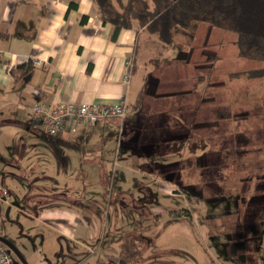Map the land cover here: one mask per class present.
I'll list each match as a JSON object with an SVG mask.
<instances>
[{
    "label": "rangeland",
    "instance_id": "374dc122",
    "mask_svg": "<svg viewBox=\"0 0 264 264\" xmlns=\"http://www.w3.org/2000/svg\"><path fill=\"white\" fill-rule=\"evenodd\" d=\"M138 39L137 71L144 76L140 83L144 103L139 113L146 117L157 105L167 108L162 114L167 122L160 131L169 135L175 129L176 116L181 115L176 103L186 96L185 123L176 132L184 130L190 137H185L184 149V139L166 137L161 141H171L169 149L155 144L148 148L151 153L143 156L147 147L141 145L147 144L149 132L143 131L146 138L141 137L136 143L120 145L115 137L119 136L120 141L123 128L117 123V128L107 127L105 135L111 138L110 148L115 147L116 160L129 148L134 152L132 159L113 168L111 162L104 160L97 165L93 177L89 176L90 171H75V186L65 185L64 196H68L70 187L78 191L79 202H91L87 205L97 210L101 224L107 222L106 230L115 223V238L120 236L121 228L125 233L143 237V253L130 264H264V245L258 256L256 238L249 232L252 223L260 237L264 232V198L259 197L264 193V60L242 53L234 31L200 17L188 27L174 26L172 45L146 31ZM131 109L130 106L125 116L133 115ZM231 132L239 141L229 136ZM132 133L125 131L123 140L128 141ZM173 149L190 151V156L182 162L180 153L175 156ZM157 150L160 153L156 156ZM168 151L170 156L164 161L162 156ZM111 155L113 159L114 151ZM232 161L236 164L231 165ZM239 162L241 166L237 165ZM36 171L41 175L37 181L48 180L42 170ZM63 175H53L54 181L70 176ZM88 177L95 182L86 183ZM155 184L158 194L152 198ZM119 191L125 194V207L119 206ZM185 193L197 197L200 203L189 202ZM8 198L14 201L13 196ZM185 208L191 217L174 211ZM151 211L161 212L151 215ZM174 217L179 219L167 222ZM238 231L247 238L245 247L232 244L229 252L221 246L222 237H232L227 243H233ZM108 234L106 231L103 236L100 232L95 237L92 264H110L103 254ZM111 243L109 252H115L117 245ZM36 253L40 256L39 251ZM12 256L14 264H22ZM58 260L60 257L56 264ZM88 260L80 252L77 264H87Z\"/></svg>",
    "mask_w": 264,
    "mask_h": 264
},
{
    "label": "crops",
    "instance_id": "0c3cea01",
    "mask_svg": "<svg viewBox=\"0 0 264 264\" xmlns=\"http://www.w3.org/2000/svg\"><path fill=\"white\" fill-rule=\"evenodd\" d=\"M70 1L74 3L69 6ZM83 15L86 19L81 21ZM112 30L111 23H103L99 18L93 0H0V47L17 53L20 58L30 59V62L10 59L8 54H0V181L9 190L7 201H0V234L21 250L29 264H56L58 257L61 260L57 264H71L65 259L77 264L80 252L83 259H89L87 264H92L94 250H91L102 228L99 215L87 205L90 201L79 202V192L74 188L70 187L65 197L64 186H75L73 179L78 175L75 171L87 170L93 177L104 160L111 162L113 168L128 164L132 159L134 152L129 148L116 160L115 147L110 148L111 138L105 135L107 127L117 128V123L123 128L120 141L119 136L115 137L120 145L136 143L141 137L146 138L143 131L149 132L147 144L141 145L147 147L144 148L147 154L143 156H148L151 153L148 148L155 144L169 149L171 141L163 142L166 137L174 138L178 134L184 139L182 149L185 137H190L184 130H170L169 135L160 131L167 122L162 116L167 108L157 105L146 117L141 116L143 93L139 107H133L139 91L143 90L140 83L144 76L137 71V49L138 38L145 29L122 28L116 39L111 37ZM127 57H133L135 65L129 83H124ZM36 58L41 64L33 63ZM42 99L74 105L124 101L127 110L131 106L133 115L105 119L93 126L76 127L51 136L31 112L32 105ZM185 100L186 96H182L176 103L181 115L176 116L175 123L181 126L186 119ZM125 131L134 132L128 141L122 138ZM169 152L162 156L164 161L170 156ZM159 153L157 150L156 156ZM186 156H190V151H181L180 161ZM36 170H42L49 181H37L41 175ZM64 173L70 175L67 180L54 181ZM85 182L95 181L88 177ZM139 183L137 181V186ZM154 188L152 198L158 194L156 184ZM119 195V206L125 207V194L119 191ZM9 196H13L14 201L10 202ZM259 197L263 199L264 193ZM111 227L112 224L110 230ZM249 228L256 238L254 243L260 256L264 232L260 237L253 223ZM236 238V246L245 247L247 238L242 231L236 232ZM35 251H39L40 256Z\"/></svg>",
    "mask_w": 264,
    "mask_h": 264
},
{
    "label": "trees",
    "instance_id": "16d2710c",
    "mask_svg": "<svg viewBox=\"0 0 264 264\" xmlns=\"http://www.w3.org/2000/svg\"><path fill=\"white\" fill-rule=\"evenodd\" d=\"M93 1L101 21L113 25L111 34L113 39H116L122 28L136 26L144 28L146 32L156 36L166 45H172L173 27L176 25L188 27L196 17H200L211 20L224 29L234 31L237 35V45L242 53L254 59L264 60V0ZM73 3L70 1L69 6ZM84 19L86 15L81 17V21ZM141 94L142 91H139L133 104L135 109L140 105ZM178 143L180 144L179 140ZM179 153L180 150H177L175 156ZM189 200L193 201L192 198ZM131 242L133 241L127 237L120 253L123 262H128L133 256Z\"/></svg>",
    "mask_w": 264,
    "mask_h": 264
},
{
    "label": "built area",
    "instance_id": "2783aa9c",
    "mask_svg": "<svg viewBox=\"0 0 264 264\" xmlns=\"http://www.w3.org/2000/svg\"><path fill=\"white\" fill-rule=\"evenodd\" d=\"M5 53L10 59H22L29 61V57H19L17 53L5 51L0 47V54ZM34 64H41L39 58L34 59ZM133 57H127L125 60V71L122 77L124 83H129L132 68ZM127 111V105L124 101L115 103H95L82 102L80 104L72 103H49L46 100H38L31 107V112L39 118L41 128L50 135H55L60 131H70L78 126H93L108 118H123ZM9 190L0 181V201H7ZM0 264H14L13 256L7 247L0 243Z\"/></svg>",
    "mask_w": 264,
    "mask_h": 264
},
{
    "label": "flooded vegetation",
    "instance_id": "af4514ba",
    "mask_svg": "<svg viewBox=\"0 0 264 264\" xmlns=\"http://www.w3.org/2000/svg\"><path fill=\"white\" fill-rule=\"evenodd\" d=\"M173 126L175 127V129H173L172 130V132L173 131H177L178 129H179V127L181 126V125H179L178 123H174L173 124ZM178 132H180V131H178ZM48 134V133H47ZM50 135V134H49ZM234 136L235 138H236V136L234 135V132H231V134L229 135V136ZM52 136V135H51ZM175 137H178V134H176L175 135ZM180 138V137H179ZM176 139H178V138H176ZM175 139V140H176ZM217 139H219L220 141H221V138L220 137H217L216 138V140ZM237 139V138H236ZM238 140V139H237ZM239 141V140H238ZM220 156V155H219ZM219 156H217V157H219ZM217 164H219L218 162H217ZM236 164V162L235 161H232L231 162V165H235ZM237 165L238 166H240L241 165V163L239 162V163H237ZM185 197L187 198V200L189 201V202H193V203H196V204H198V203H200V200L197 198V197H192L189 193H185ZM190 198H192V200L193 201H190L189 199ZM187 210V211H186ZM174 211H176V212H179V213H183L182 215H183V217H186V218H189V217H191V212H189V209L187 208V209H184V210H180L179 209V211H177V209H175ZM160 212L161 211H159V212H157V213H153V214H155V215H159L160 214ZM180 215V214H179ZM113 218V217H112ZM177 218L179 219V217H174V218H172V219H169V221L168 222H172V221H176L177 220ZM99 221H100V219H99ZM101 225V230L99 231V233L101 232L102 233V235L104 236V234H105V232L107 231V232H109V234H108V238L106 239V240H108V241H106L105 240V247H104V249H106L104 252H103V254H104V256L108 259V261H110V264H130V263H132L133 261H135L139 256V254L140 253H143V251L141 250V247H142V244H143V241H142V236L139 234H129V233H125V230L123 229V228H121V233H120V236L118 237V238H115L116 236H117V233H118V229H117V227H115V223L113 224L114 225V227H112V229L110 230V228H108V230H106V227H107V222H104L103 224H100ZM111 225V224H110ZM122 231L125 233H122ZM113 234V235H112ZM127 237H129L133 242H131V245H130V248H131V251H132V254H133V256H132V258L127 262H123V258L120 256V253H121V251H122V249H123V245L125 244V240H126V238ZM223 238V242L221 243V246H224L225 248H226V250L227 251H229L230 252V250H231V248H230V246L232 245V244H234V246H235V244H236V241L235 242H233V243H230V244H228L227 242H228V240L230 239V238H232V237H230L229 239H227V238H225V235H224V237H222ZM100 240H98V242H99ZM111 241H114V243H115V245H117V249H116V251L114 252V251H110L109 252V247L112 245V243H111ZM222 241V240H221ZM1 243V242H0ZM3 244V243H2ZM129 244V243H128ZM127 244V245H128ZM4 245V244H3ZM230 245V246H229ZM101 247V244H100V246H99V248ZM101 251H103V250H101Z\"/></svg>",
    "mask_w": 264,
    "mask_h": 264
},
{
    "label": "water",
    "instance_id": "95a60500",
    "mask_svg": "<svg viewBox=\"0 0 264 264\" xmlns=\"http://www.w3.org/2000/svg\"><path fill=\"white\" fill-rule=\"evenodd\" d=\"M0 242L3 243L7 247L8 251L12 252L16 256V258L22 264H29L26 258L24 257V255L22 254L21 250L12 241H10L9 239H7L1 234H0Z\"/></svg>",
    "mask_w": 264,
    "mask_h": 264
},
{
    "label": "bare ground",
    "instance_id": "6f19581e",
    "mask_svg": "<svg viewBox=\"0 0 264 264\" xmlns=\"http://www.w3.org/2000/svg\"><path fill=\"white\" fill-rule=\"evenodd\" d=\"M124 118V117H123ZM2 244V243H1ZM8 250V249H7Z\"/></svg>",
    "mask_w": 264,
    "mask_h": 264
}]
</instances>
